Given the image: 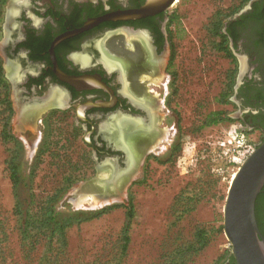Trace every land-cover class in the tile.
<instances>
[{"label": "rangeland", "instance_id": "1", "mask_svg": "<svg viewBox=\"0 0 264 264\" xmlns=\"http://www.w3.org/2000/svg\"><path fill=\"white\" fill-rule=\"evenodd\" d=\"M258 1L174 2L170 77L159 83L163 135L121 188L100 183L110 171L97 168L70 111L43 115L28 131L14 120L0 50V264L233 261L225 205L263 136L236 118L238 86L258 65L228 25ZM88 183L120 197L101 201Z\"/></svg>", "mask_w": 264, "mask_h": 264}, {"label": "flooded vegetation", "instance_id": "2", "mask_svg": "<svg viewBox=\"0 0 264 264\" xmlns=\"http://www.w3.org/2000/svg\"><path fill=\"white\" fill-rule=\"evenodd\" d=\"M175 1L6 0L0 50L14 120L28 131L70 111L97 168L125 186L163 135L159 83L170 77ZM228 32L258 65L238 86L236 118L264 142V0ZM259 197L264 186L256 210Z\"/></svg>", "mask_w": 264, "mask_h": 264}, {"label": "water", "instance_id": "3", "mask_svg": "<svg viewBox=\"0 0 264 264\" xmlns=\"http://www.w3.org/2000/svg\"><path fill=\"white\" fill-rule=\"evenodd\" d=\"M254 3V1H253ZM106 188L114 181L100 182ZM98 186V185H97ZM88 183L85 191L101 201L120 197ZM264 186V142L244 161L232 181L224 211V232L236 264H264V238L257 219V199ZM97 193V194H96Z\"/></svg>", "mask_w": 264, "mask_h": 264}, {"label": "trees", "instance_id": "4", "mask_svg": "<svg viewBox=\"0 0 264 264\" xmlns=\"http://www.w3.org/2000/svg\"><path fill=\"white\" fill-rule=\"evenodd\" d=\"M261 200V197H259V200L258 201H260ZM131 212H132V210H131ZM132 216V213L130 214V217Z\"/></svg>", "mask_w": 264, "mask_h": 264}]
</instances>
